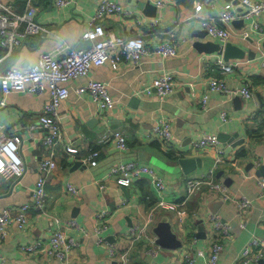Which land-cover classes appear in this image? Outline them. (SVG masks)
Instances as JSON below:
<instances>
[{
    "label": "crops",
    "instance_id": "0c3cea01",
    "mask_svg": "<svg viewBox=\"0 0 264 264\" xmlns=\"http://www.w3.org/2000/svg\"><path fill=\"white\" fill-rule=\"evenodd\" d=\"M3 1L16 14L26 8V0ZM100 1L75 0L72 5L57 9L52 0H33L34 19L48 33L28 36L8 55L0 48V74L9 68L24 69L36 64L40 54L62 43L80 50L89 48L92 42L83 40L82 35L91 28ZM108 1L118 4L129 17L112 16L97 25L115 37H141L148 54L138 64L121 60L116 70L109 62L101 67L92 66L87 78L67 82L69 95L57 110L61 136L54 147L44 145L47 134L44 129H28L50 101L47 91L38 95L0 94V103L4 104H0V133L19 137L24 163L20 178L0 181V213L10 209L13 216L20 206L29 207L25 230L19 231L11 224L0 239V264H119L118 258H109L108 248L118 254L129 249L126 264L174 261L185 264L180 255L182 248H189L194 254L197 249L205 248L212 237L207 225L209 215H216L231 226V236L223 241L218 264H239L244 247L253 237L264 240V197H260L257 185V180L264 179V68L260 66L264 53V13L256 19L259 30L249 33L247 40L237 36L230 40L229 44L240 48L244 56L227 61L237 62L238 67L223 76L215 63L226 61L207 45L217 48L224 44L201 29L199 16L216 17L220 7L232 0H218L213 8L204 6L198 15L194 8L203 0H170L160 9L152 0ZM237 17L233 31L250 27L252 20H243L241 25V14ZM154 21L158 26L153 25ZM163 41L177 44L176 56L164 61L155 54L156 46ZM117 53L118 49L113 48L110 57ZM165 75L173 77L175 86L161 103L152 90V82ZM221 78L230 89L249 87L253 97L244 101L237 96L211 92L207 82ZM88 80L107 87L113 99L111 110L101 111L89 94L77 97L75 90ZM203 97L206 98L204 109L200 102ZM166 119L171 123V139L163 143L154 139L153 128L159 120ZM114 132L126 137L125 151L116 148L110 137ZM204 135L217 137L215 151L195 150L193 145ZM65 148L77 152L68 155ZM92 152L98 155L89 160ZM218 152L222 153L219 158L223 163L216 166ZM45 159L56 164L51 172L42 173L39 169ZM181 159L188 161L185 170L178 163ZM130 161L151 168L164 189L156 191L148 175L134 179L128 188L118 186L110 171ZM213 166L216 167L213 179L225 188L231 200L244 197L250 201L244 228L239 227L234 203L212 197L207 187L186 198L187 181L206 176ZM39 178L44 179L46 191L42 208L33 204V191ZM67 185L73 186L78 196L69 195ZM157 200L183 203L184 214L181 218L167 212L159 214L145 236L132 243V229L147 219ZM100 213L108 216L109 223L104 231L97 233ZM163 216L169 218L171 231L181 243L174 251L162 250L155 243L152 230ZM70 220L77 223L78 229L66 225ZM59 229L77 244L65 262L45 251L30 255L22 252V248L31 245L39 244L42 248ZM192 241L196 244L192 245ZM249 264H264V260Z\"/></svg>",
    "mask_w": 264,
    "mask_h": 264
},
{
    "label": "built area",
    "instance_id": "2783aa9c",
    "mask_svg": "<svg viewBox=\"0 0 264 264\" xmlns=\"http://www.w3.org/2000/svg\"><path fill=\"white\" fill-rule=\"evenodd\" d=\"M53 5L57 8H65L75 3V0H52ZM157 9L166 6L170 0H152ZM33 0H26V8L21 14L14 13L10 7L0 0V48L8 55L12 49L19 47L28 36L47 34L48 30L40 26L35 17L33 9ZM218 3V0H203L194 8V12L198 15L204 6L213 8ZM243 6L248 8V11L241 15V20H252L250 27L241 31H233L232 24L238 19L233 11L230 3L223 4L216 17H200L199 24L206 34L214 39H218L222 44L230 42L233 36H237L242 40L249 38V33L258 31L259 26L256 19L264 13V2L252 0H240ZM122 8L108 0H101L96 8V12L92 18V25L83 35L82 39L91 41L92 45L87 49L70 48L66 44H61L58 48L40 54L36 64L28 66L24 69L9 68L0 74V94L7 96L11 93L27 92L29 94H43L46 91L49 93L50 101L44 106L42 113L37 121L28 127L29 130H34L36 127L44 129L47 134L44 137V145L52 148L60 140V128L57 122V110L61 102L65 101L69 95L65 84L77 78H87L90 68L101 67L106 63H110L113 70H116L121 60L132 61L134 64L141 62V59L148 54L143 39L139 36L120 38L108 33L100 25H97L104 18H109L117 15L129 17V14H124ZM157 21H154V26H158ZM160 29L159 27H157ZM113 48L118 49V53L110 57V51ZM177 44L169 41L160 42L155 48L157 54L162 61L176 56ZM262 60L260 66L264 68V53L261 54ZM217 70L221 75L230 74L234 68L238 67L237 62L229 63L218 60L215 63ZM45 84L48 86L46 87ZM175 82L172 76L165 75L156 78L152 82V90L159 102H163L165 97L170 95L174 90ZM208 89L211 92H217L228 95L229 97H240L244 101H249L253 97V93L249 87L240 89H230L225 84V79H210L207 82ZM47 88V90H46ZM77 97L83 94H89L93 102H95L101 111L111 110L113 108V99L108 94L107 87L100 82L88 80L87 83L75 90ZM201 107H206V98L201 100ZM3 106V102L0 103ZM222 119L225 121V114H222ZM170 120H159L154 128V139L159 142H168L171 139ZM114 140L116 148L119 151L127 149L126 137L120 132L110 134ZM217 137L212 135H204L197 143L193 145L197 151H205L207 149L216 150ZM20 139L18 136H8L5 133H0V181L15 180L20 178L24 173V163L19 152ZM68 155L75 154L77 151L71 148H65ZM214 165L223 163L217 153ZM97 152H92L88 157L93 160L97 157ZM56 167V164L51 159L42 160L39 164V169L42 173L51 172ZM215 166L199 179H192L186 183V198L194 196L204 187H207L210 195L214 198H220L223 202H232L236 207L239 227L244 228L245 222L248 219L251 203L248 199L241 197L236 200H231L225 193V188L215 182L213 172ZM118 186L128 188L134 179H139L142 175H148L151 178L154 189L161 192L164 189L163 183L157 177L154 171L141 164L135 162H126L119 164L110 171ZM257 185L260 188V197H264V179L257 180ZM66 191L69 195L78 196V191L71 185L66 186ZM34 206L42 208L45 204L46 191L44 189V179L39 178L36 182L33 191ZM182 204L169 203L165 200H157V202L149 209L147 219L139 223L132 229V243L141 240L149 231L154 219L161 213L175 214L177 218H181L184 214ZM28 205L20 206L15 215H11L10 209H5L0 213V239L6 235L7 228L14 224L19 231L25 230L27 222ZM99 223L97 224L96 232L104 231L109 223V218L105 213L98 215ZM69 228L78 229L75 221L66 222ZM207 225L212 231V237L203 249H197L194 254H191L189 248H182L181 257L185 259V264H218L219 255L223 251V241L231 236V226L227 222H223L216 215H209ZM154 239L152 240V242ZM101 244V240H98ZM192 245L196 241L191 242ZM43 247H45L43 249ZM41 248L39 244L31 245L22 248L25 254H34L45 251L48 255L61 262H65L66 258L73 249L77 247L76 242L70 238L65 231L59 229L53 232L46 245ZM128 250L126 249L121 254H118L115 249L108 248L107 254L111 260L118 258L119 264H126L128 258ZM264 260V240L253 237L244 247L239 258V264H249ZM173 262L171 264H177ZM170 264V263H169Z\"/></svg>",
    "mask_w": 264,
    "mask_h": 264
},
{
    "label": "water",
    "instance_id": "95a60500",
    "mask_svg": "<svg viewBox=\"0 0 264 264\" xmlns=\"http://www.w3.org/2000/svg\"><path fill=\"white\" fill-rule=\"evenodd\" d=\"M230 4L233 11L237 15H243L248 11V8L246 6H243L240 3V0H232ZM240 8L241 12H239ZM241 25H243V20H241ZM207 47H211L212 49L214 48L215 52L218 51L219 55L223 57L224 61L226 62L229 60H239L244 56V53L240 48L235 47L229 43L225 44L224 46H218L217 48H215V46L212 47L211 44H208ZM237 143L234 144L233 148L239 146L242 142L240 141ZM187 162V160L181 159L178 163L180 164L182 169L185 170V165ZM152 233L155 236L156 245L162 250L174 251L181 246V243L176 239L175 235L171 231L169 218L167 216H163L159 219L158 223L153 228Z\"/></svg>",
    "mask_w": 264,
    "mask_h": 264
}]
</instances>
